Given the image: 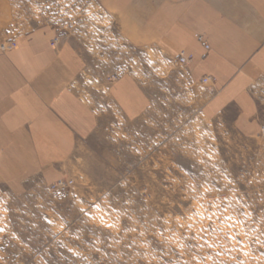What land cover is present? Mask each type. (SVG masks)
Here are the masks:
<instances>
[{"label": "rangeland", "instance_id": "374dc122", "mask_svg": "<svg viewBox=\"0 0 264 264\" xmlns=\"http://www.w3.org/2000/svg\"><path fill=\"white\" fill-rule=\"evenodd\" d=\"M163 4L0 0L8 38L49 28L55 46L75 47V85L98 115L92 141L56 180L0 181V264H264V86L251 90L252 116L237 104L204 111L215 78L192 85L193 60L126 38L137 21L148 36V10ZM124 74L152 96L136 120L110 94Z\"/></svg>", "mask_w": 264, "mask_h": 264}, {"label": "crops", "instance_id": "0c3cea01", "mask_svg": "<svg viewBox=\"0 0 264 264\" xmlns=\"http://www.w3.org/2000/svg\"><path fill=\"white\" fill-rule=\"evenodd\" d=\"M148 14V36H142L140 21L132 22L130 44L140 47L143 38L154 51L163 46L171 62L181 50L192 54L185 67L189 82L215 78L217 92L204 111L215 117L237 104L240 117L253 115L251 90L264 86V0H164ZM6 22L0 20L2 38H8ZM56 37L52 29H33L18 36L16 48L0 53V181L35 175L56 180L98 129L96 111L75 85L82 59L65 39L54 46ZM110 94L127 120L141 117L153 103L132 74L112 82Z\"/></svg>", "mask_w": 264, "mask_h": 264}, {"label": "built area", "instance_id": "2783aa9c", "mask_svg": "<svg viewBox=\"0 0 264 264\" xmlns=\"http://www.w3.org/2000/svg\"><path fill=\"white\" fill-rule=\"evenodd\" d=\"M197 39L200 42H203L206 48H209V45L205 41V34L204 33H198ZM58 41V38H56L52 44L55 46ZM17 44L16 40L13 38H2L0 39V52H6L7 50L15 47ZM193 60V56L189 53H186L185 51H182L178 58L176 59L177 63H190ZM214 80L213 76H204L202 79L203 83L209 84ZM210 92H213V88L209 89Z\"/></svg>", "mask_w": 264, "mask_h": 264}]
</instances>
